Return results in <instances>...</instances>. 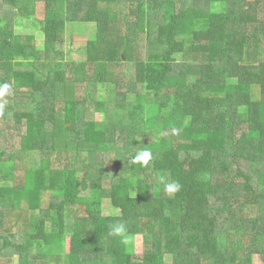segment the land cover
<instances>
[{
	"label": "trees",
	"instance_id": "16d2710c",
	"mask_svg": "<svg viewBox=\"0 0 264 264\" xmlns=\"http://www.w3.org/2000/svg\"><path fill=\"white\" fill-rule=\"evenodd\" d=\"M263 55L264 0H0V264L264 260Z\"/></svg>",
	"mask_w": 264,
	"mask_h": 264
},
{
	"label": "rangeland",
	"instance_id": "374dc122",
	"mask_svg": "<svg viewBox=\"0 0 264 264\" xmlns=\"http://www.w3.org/2000/svg\"><path fill=\"white\" fill-rule=\"evenodd\" d=\"M255 1V0H252ZM43 7H39V12L38 14H36L35 18L31 19H26V18H22V17H18L16 19V34L18 36H32L34 37V39L36 40L38 47L42 48L41 46L43 45V34L41 33V29L40 27H37L35 25V21L38 23L41 20H43L44 15L42 12ZM214 9H218V10H223V6L218 5L216 6ZM263 16V15H262ZM92 30H86V29H72L70 28V26H68L67 28V36L66 39H64V51L66 53V59L67 61H75V62H80V61H85L87 59V54L86 51H84L85 46L87 45V42L89 40H91L93 37L91 36ZM262 61L264 62V55L262 57ZM247 62L251 63V64H255L254 61H251L248 59L247 57ZM247 63V64H248ZM113 69H120L118 66H114ZM90 72V71H89ZM97 96L99 98V100H109L110 96H111V92L109 90V88H107L106 85H101L100 88L98 87L97 89ZM135 96L134 95H130L129 96V100H134ZM94 118L100 120V115L99 113L95 112L94 113ZM69 128L71 129L72 127L69 126ZM20 137L19 136H15L13 138L12 146L17 148V142L19 141ZM9 140V138H8ZM11 143H9L11 145ZM8 149V148H7ZM103 212L105 214H112V213H117L118 211H116L110 201L105 200L103 203ZM12 224H14V221H11ZM21 228V226H20ZM19 228H15V231H18ZM68 243V241H67ZM135 246L136 249L138 251H141L142 247H143V243H142V238L141 237H137L135 240ZM68 244H67V250L68 251ZM66 252L64 253L66 255ZM63 254V259H65V255ZM18 256L13 258V262L12 264H19V260H18ZM67 259V256H66ZM65 259V260H66ZM255 264H264V260L262 258H257Z\"/></svg>",
	"mask_w": 264,
	"mask_h": 264
},
{
	"label": "clouds",
	"instance_id": "9594fccd",
	"mask_svg": "<svg viewBox=\"0 0 264 264\" xmlns=\"http://www.w3.org/2000/svg\"><path fill=\"white\" fill-rule=\"evenodd\" d=\"M6 93H9V85L8 84H3L0 86V97L4 96ZM0 108H2V105H0ZM2 114V113H0ZM152 159V152L149 149H144L138 153L135 154L130 159L131 164H141L142 166H147L149 162ZM161 183L164 185L163 191L167 193L168 195H174L175 193H178L182 185L180 184L179 181L173 180L172 182L168 183L166 182L163 178H161ZM126 231H127V225L125 222L120 221L110 228V235L115 236V237H122L124 239L125 243H128L131 239V237L126 236Z\"/></svg>",
	"mask_w": 264,
	"mask_h": 264
}]
</instances>
